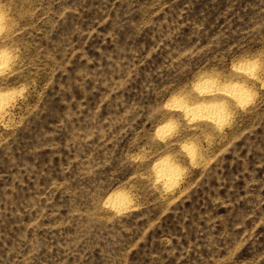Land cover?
<instances>
[{
	"label": "rangeland",
	"instance_id": "1",
	"mask_svg": "<svg viewBox=\"0 0 264 264\" xmlns=\"http://www.w3.org/2000/svg\"><path fill=\"white\" fill-rule=\"evenodd\" d=\"M0 16V264H264V0Z\"/></svg>",
	"mask_w": 264,
	"mask_h": 264
},
{
	"label": "bare ground",
	"instance_id": "2",
	"mask_svg": "<svg viewBox=\"0 0 264 264\" xmlns=\"http://www.w3.org/2000/svg\"><path fill=\"white\" fill-rule=\"evenodd\" d=\"M2 29H3V19L0 16V32ZM7 56L4 53H0V72L5 71V69L7 67V63H8ZM213 84L210 82H205L204 85H202L203 86L202 91L204 90V92H210L211 89L214 87ZM227 93H229L230 96L233 97V99L235 98L237 100H240V102L244 101L246 96H247L245 90L238 85H230L227 88ZM2 108H3V104L0 100V109H2ZM188 111H189V114L193 117H196V116L200 117V114L203 113L204 115H202V117H207L206 115H208V116L212 115L214 118L221 120V117L224 116L223 115V109L218 104L200 105V106L196 107V109H192V110L189 109ZM221 123H223V122H221ZM174 173H175V169L171 166V164H169L165 161L160 162L159 168L157 171V177L159 180L171 182V180L175 177Z\"/></svg>",
	"mask_w": 264,
	"mask_h": 264
}]
</instances>
